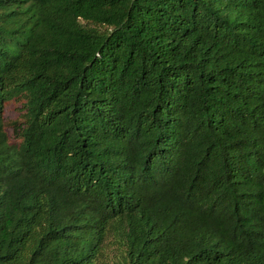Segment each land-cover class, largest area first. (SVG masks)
Instances as JSON below:
<instances>
[{"label": "trees", "instance_id": "16d2710c", "mask_svg": "<svg viewBox=\"0 0 264 264\" xmlns=\"http://www.w3.org/2000/svg\"><path fill=\"white\" fill-rule=\"evenodd\" d=\"M0 264H264V0H0Z\"/></svg>", "mask_w": 264, "mask_h": 264}, {"label": "rangeland", "instance_id": "374dc122", "mask_svg": "<svg viewBox=\"0 0 264 264\" xmlns=\"http://www.w3.org/2000/svg\"><path fill=\"white\" fill-rule=\"evenodd\" d=\"M16 105H17L16 101H10L9 103H5L4 117L6 119L16 117V114H17ZM6 130L8 132L10 139H13L12 131L10 127H7Z\"/></svg>", "mask_w": 264, "mask_h": 264}]
</instances>
